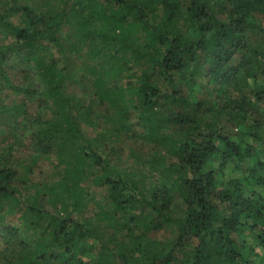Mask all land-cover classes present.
Returning <instances> with one entry per match:
<instances>
[{"label": "trees", "instance_id": "1", "mask_svg": "<svg viewBox=\"0 0 264 264\" xmlns=\"http://www.w3.org/2000/svg\"><path fill=\"white\" fill-rule=\"evenodd\" d=\"M68 2H72L69 8L39 11L19 0H3L0 21L22 11L25 23L6 21L16 38L15 44L0 47L2 58L9 47L31 53L41 39L62 46L59 32L65 23L77 29L79 42L87 44L89 53L97 55L110 43L106 54L115 59L109 65L112 70L122 65L118 48H131L130 51L148 56L153 71L145 70L136 84L140 85L143 137L153 140L161 137L157 127L163 109L156 106L159 97L168 94L155 84L157 76L173 82L174 73L183 71L194 60L198 62L193 74L199 73L203 61L207 64V84L212 87V96L208 100L195 97V112L190 115L179 111L173 118L178 124L172 128V134L162 133L163 142L170 145L171 154L178 160L171 165L165 160L150 161L166 182L154 185L150 195L137 178L109 172L102 153L85 139L75 96L62 87L63 71L55 61L45 64L39 59L41 82L35 93L40 96L43 112L35 113V126L29 137L40 154L55 160V167H59L55 173L60 179L46 182L45 192H34L32 202L25 205L15 184L18 170L14 160L0 154V233L6 244L0 264H172L179 248L183 252L180 264H217V259L229 264L247 259L249 263L248 247L244 242L240 245L239 238H244L250 229L264 247V194L258 189H264V63L257 59L258 55L264 56V0ZM45 3L51 4L52 0ZM185 6L186 15L182 16ZM129 15L148 33L147 44L135 48L128 37L114 33L120 32L119 22L124 24ZM178 21L192 28L188 37ZM154 44L155 53L151 47ZM93 68L96 93L103 67ZM3 76L6 84L9 78L5 70ZM177 88L173 90L175 96ZM103 101L101 97L102 104ZM28 104L25 98L16 109ZM89 109L90 106L87 113ZM93 161L102 164L103 171L96 178L108 186L107 203L122 210L121 214L118 210L109 212V224L114 230L109 234L96 232L73 216L82 196L80 182ZM244 162L248 163L242 175L232 173L239 172ZM173 166L179 169L177 178ZM169 177L170 184L166 181ZM43 197L55 206L54 211L42 204ZM176 198L185 207L180 231L171 247L156 237L146 244L133 234L136 225L151 230L162 226L163 220L152 216L148 209L171 219L168 211ZM16 204L22 213L18 215L19 221L13 222L4 210L13 212ZM20 219L26 222V228H35L41 236L28 238ZM117 233H121L120 237ZM261 258L259 263L263 264L264 254Z\"/></svg>", "mask_w": 264, "mask_h": 264}, {"label": "rangeland", "instance_id": "2", "mask_svg": "<svg viewBox=\"0 0 264 264\" xmlns=\"http://www.w3.org/2000/svg\"><path fill=\"white\" fill-rule=\"evenodd\" d=\"M46 1L19 0L20 3L31 5L39 11L50 8L52 10L69 8L72 3H66V0H52L51 4H46ZM0 8H3V0H0ZM185 8L186 6L183 8L182 16L186 15ZM129 16L128 21L124 24L119 22L120 32L115 31L114 33L118 37H128V42L135 48L139 44H147L148 33L144 32L142 24H137L132 15ZM7 20L17 25L25 23L22 11H16L8 15L6 20H1L0 47L15 44L16 34L7 25ZM179 22L183 26L185 36L188 37L192 28L181 23V21ZM112 32L113 29L111 28L109 31L110 38ZM59 35L63 40L62 46L46 38L38 40L31 53H25L24 49L19 50L11 47L5 48L4 58L0 53V154L14 160V166L18 170L15 184L22 194L25 205L32 202L31 197L34 192L38 190L40 193L45 192L44 184L46 182L52 181V179H60V175L55 173V170L59 168L55 167V160L52 157L49 159L40 154L29 137L30 131L35 126V113L38 111L43 112L40 96L35 93L41 82L39 59L45 64H51L55 61L57 67L63 71L62 87L66 93L75 96L76 113L81 120L86 135L85 139L90 140L102 153L104 160L110 167L109 172L120 173L126 178H137L151 195V188L154 185L166 183L161 179V172L150 165L151 160L158 159L159 162L165 160L167 165H171L178 160L177 156L171 154L170 145L163 142L162 133L172 134V128H176L178 124V120H173V118L176 117L179 111L190 113V115L195 112V97L208 100L212 96V87L207 84V64L204 65L203 61L200 62L204 65L203 67L201 65L202 70L193 74L198 61L190 62L183 71L174 73L173 82L165 80L164 76L155 78V84L159 85L162 91L168 94L166 97L161 95L156 106L157 109H163L159 119L160 126L157 127L161 137L158 136L153 140V137H143L145 131L142 129V120L139 117L142 109L138 97L140 85L136 84L140 83L139 81H141L145 70L148 72L153 71L152 61L147 59L148 56L130 51L131 48L128 50L118 48V56L121 57L120 62L122 65L121 68L112 70L109 65L115 59L106 54L110 43L106 46V49L96 55L87 51V44L79 42L78 31L70 23L64 24ZM99 39L101 38L99 37ZM75 43L77 44L74 46ZM151 47L153 53H155V44ZM261 50L264 53V50ZM199 53L205 55L202 49H199ZM257 59L264 63V56L258 55ZM93 66L103 67L99 81L100 88L96 93L92 84ZM3 70L6 71L9 78L6 84H4L6 80L3 76ZM175 87H178L176 96L173 95ZM104 94L110 95V97H106ZM101 97L105 100L103 104L100 102ZM25 98L29 104L24 105L21 109H16V106L22 103ZM89 106L90 109L87 113ZM89 119H93V122ZM249 126L252 129L253 126ZM93 163L92 166L87 167L88 171L85 172L87 174L80 182L81 189L79 190L81 191L79 193L82 196L80 195L79 204L74 207L73 216L88 223L93 229H96H94L96 232L113 233V226L109 224L110 213L118 210L121 214L122 210L118 209L116 204L113 207L107 203L108 186L96 178L97 174H101L103 171L102 164L97 165L95 161ZM247 163L242 164L239 172L232 171V173L242 175L246 171ZM154 164L157 165V162L155 161ZM175 169L176 167L173 166L172 172L174 177L177 178L180 172L179 169ZM166 181L170 184L172 178L169 177ZM258 189L264 194V189L261 186ZM41 202L51 211H54L55 206L49 202V199H41ZM60 205L58 203V206ZM184 207L180 198L174 199L170 211H168L171 219L159 216L156 211L148 209L147 212L151 213L152 216L158 219L160 217L163 220L162 226L151 230L150 227L136 225L133 234H137L139 239L147 241L146 244L156 237L165 245L171 247L180 231L179 223L184 213ZM6 209L4 211L8 215L7 218L13 222L19 221L18 215L22 211L19 210L17 204L14 206L13 212L7 213ZM25 223L24 220L20 219V225H23V230L28 238L35 239L41 236L35 228H26ZM250 231L249 229L245 233L244 238H239L236 235L239 238V244L242 245L244 242L249 253V263L247 259H243L239 264H260L259 262L262 260L264 247L258 243ZM117 235L120 237L121 233H117ZM114 240L118 243L116 239ZM5 250L6 244L0 233V254L4 253ZM182 256L183 252L179 248L172 264H180ZM216 263L229 264L218 259Z\"/></svg>", "mask_w": 264, "mask_h": 264}]
</instances>
